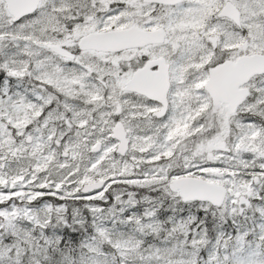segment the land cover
<instances>
[{"label":"snow or ice","instance_id":"snow-or-ice-1","mask_svg":"<svg viewBox=\"0 0 264 264\" xmlns=\"http://www.w3.org/2000/svg\"><path fill=\"white\" fill-rule=\"evenodd\" d=\"M0 264H264V0H0Z\"/></svg>","mask_w":264,"mask_h":264}]
</instances>
